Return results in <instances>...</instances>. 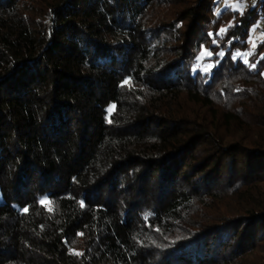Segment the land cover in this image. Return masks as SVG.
<instances>
[{"label": "trees", "instance_id": "16d2710c", "mask_svg": "<svg viewBox=\"0 0 264 264\" xmlns=\"http://www.w3.org/2000/svg\"><path fill=\"white\" fill-rule=\"evenodd\" d=\"M263 15L0 0V264H264Z\"/></svg>", "mask_w": 264, "mask_h": 264}, {"label": "rangeland", "instance_id": "374dc122", "mask_svg": "<svg viewBox=\"0 0 264 264\" xmlns=\"http://www.w3.org/2000/svg\"><path fill=\"white\" fill-rule=\"evenodd\" d=\"M216 1V11L221 10L225 7H230L233 9H243L246 7H250L253 5V2L255 0H215ZM264 15L262 16V18H260V20L258 21L257 27H254L249 34V37H251V40L248 37L247 40V48L244 50V55H249L250 53H253L256 48H257V43L262 39V37L264 36ZM253 43L256 44V48L253 49ZM241 60L243 61V59L241 58ZM208 64V62H205L203 65L200 63L199 64V71L203 72V67H205ZM260 257L262 258V260L264 261V254H260Z\"/></svg>", "mask_w": 264, "mask_h": 264}, {"label": "snow or ice", "instance_id": "6c2138e0", "mask_svg": "<svg viewBox=\"0 0 264 264\" xmlns=\"http://www.w3.org/2000/svg\"><path fill=\"white\" fill-rule=\"evenodd\" d=\"M232 25L230 24L229 27H231ZM227 31L226 28H222L220 29V33H218L217 35H220L222 33H225ZM212 33H209V36H211ZM249 39L251 40V37H249ZM216 41L214 40L213 43H215ZM229 43H231V41H229ZM256 48V44L253 43V49ZM208 56V57H211L213 55L212 51H208V50H203L201 52V55L197 57V61H200L203 59L204 56ZM217 55H219L221 58L225 55V53L223 51H220ZM238 57L242 58L243 59V62L246 64V65H249L250 68L252 69H255L257 67V64L256 63H252V64H249V61H248V58H247V55H244V54H241L239 52H237L236 54L233 55L232 59L233 60H236ZM261 59H264V54L261 55ZM216 63H219V61H217ZM257 63H259V61H257ZM196 67H199V64L196 65ZM196 67L193 68V71H196ZM214 67V64L213 63H208L205 67H203V72L205 73H208L212 68ZM261 75H264V73H261ZM125 84L128 83V81H124ZM237 91H240L239 89H237ZM40 203L42 205H45L48 203V201L46 200H41ZM81 206L83 207V203L81 204ZM50 210V209H49ZM23 211L25 213H27L29 211V209L27 207H24L23 208ZM77 255H80L81 253H76Z\"/></svg>", "mask_w": 264, "mask_h": 264}]
</instances>
